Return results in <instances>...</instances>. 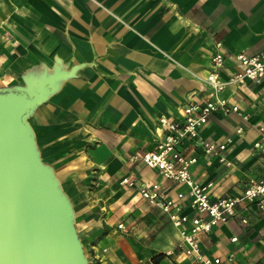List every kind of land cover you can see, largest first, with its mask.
Instances as JSON below:
<instances>
[{"label":"crops","instance_id":"crops-1","mask_svg":"<svg viewBox=\"0 0 264 264\" xmlns=\"http://www.w3.org/2000/svg\"><path fill=\"white\" fill-rule=\"evenodd\" d=\"M216 41L227 55L264 56V0H0V88L66 75L26 120L40 161L72 206L88 264H190L167 214L120 180L158 183L170 197L186 193L131 158L163 138L160 117L180 119L185 105L214 99L204 78ZM232 70L226 59L221 77ZM218 96L239 114L214 112L200 134L225 143L226 162L191 142L183 148L196 158L194 180L213 183L211 200L241 194L264 170L253 147L264 133V78ZM181 213L192 214L188 197ZM236 214L199 236L202 252L222 264H264V211L243 201Z\"/></svg>","mask_w":264,"mask_h":264},{"label":"built area","instance_id":"built-area-1","mask_svg":"<svg viewBox=\"0 0 264 264\" xmlns=\"http://www.w3.org/2000/svg\"><path fill=\"white\" fill-rule=\"evenodd\" d=\"M216 51L211 56V71L204 78V82L212 89L214 99L204 103H189L182 108L180 119H167L160 117L159 122L164 130L163 138L150 150L140 152L131 160L141 161L147 167L156 169L167 180L187 188L186 193L178 191L174 197L169 196L168 188H163L158 183H137L132 177H123L121 185L138 186L140 195L151 205H156L167 214L172 226L178 229L181 239L177 246L184 258L190 264H222L218 256L211 257L201 250L199 236L208 233L220 223H225L235 217L236 207L241 202L254 203L260 211H264V170L256 179H251L245 185L241 194L237 196H224L216 200L209 198L212 182L206 184L197 183L192 177L190 167L196 162L193 156H187L183 148L191 142L193 147H201L206 155H218L220 162H226L223 152L225 143L214 142L205 139L200 134L203 127L214 112L222 115L230 113L239 114V106L230 104L226 98L218 96L223 89L235 83L249 80L259 83L264 78V56L261 54L248 55L239 51L227 55L221 41L215 42ZM226 59L234 65L226 79L221 77L220 72L225 67ZM244 120L248 115H242ZM238 132L240 129L237 130ZM260 137L254 141L253 147L264 155L263 128ZM188 197L189 207L192 214L181 213L182 202ZM241 222L246 223L242 218ZM232 242L237 237L230 239ZM167 254H170L168 252ZM172 254V253H171ZM233 255L229 254L226 260L231 262Z\"/></svg>","mask_w":264,"mask_h":264},{"label":"water","instance_id":"water-1","mask_svg":"<svg viewBox=\"0 0 264 264\" xmlns=\"http://www.w3.org/2000/svg\"><path fill=\"white\" fill-rule=\"evenodd\" d=\"M63 76L0 88V264H88L72 206L40 161L26 120Z\"/></svg>","mask_w":264,"mask_h":264}]
</instances>
